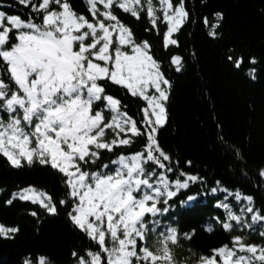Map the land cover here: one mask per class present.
Segmentation results:
<instances>
[{"label":"snow or ice","instance_id":"6c2138e0","mask_svg":"<svg viewBox=\"0 0 264 264\" xmlns=\"http://www.w3.org/2000/svg\"><path fill=\"white\" fill-rule=\"evenodd\" d=\"M14 2L15 7L0 0V154L16 169L36 162L50 166L63 193L57 201L54 194L28 184L6 203L28 201L53 216L63 207L73 229L90 245L83 253L71 251L72 264H264V207L221 181L210 189L218 215L204 230L219 228L229 242L206 254L188 249L190 257L177 258L176 249L182 240L191 241L194 230L181 234L173 227L168 222L172 209H194L200 192H187L207 180L182 170L179 158L173 162L160 144L172 84L152 43L138 39L120 14L146 17V32L159 34L163 28L162 44L168 49L178 46L173 36L190 19L186 0H86L84 13L70 0ZM213 15L223 19L220 12ZM217 27L213 23L208 34L216 37ZM247 59V74L255 80L259 61ZM226 60L239 69L245 57L229 49ZM182 64L180 55L170 57L177 72ZM115 88L145 106L130 114ZM137 143L140 148L129 151ZM232 151L239 158V149ZM258 177L264 180V167ZM180 196L186 199L176 205ZM29 214L39 219V211ZM257 229L261 243L248 242ZM19 231L0 225L5 239ZM22 264L55 262L30 253Z\"/></svg>","mask_w":264,"mask_h":264},{"label":"trees","instance_id":"16d2710c","mask_svg":"<svg viewBox=\"0 0 264 264\" xmlns=\"http://www.w3.org/2000/svg\"><path fill=\"white\" fill-rule=\"evenodd\" d=\"M5 2L16 6L14 0ZM70 3L78 13L86 12V0ZM186 5L190 19L173 36L178 46L168 49L162 44L163 28L159 34L155 29L146 32L150 28L146 17L137 20L130 14H120L138 39L152 43L162 71L172 84L166 104L167 122L158 131L160 144L171 154L173 162L179 158L182 170L207 180L203 187L196 183L190 186L191 192L184 190L188 195L200 192L194 209L185 211L187 205H180L185 196H180L176 200L180 206L172 209L168 222L173 227L181 234L194 230L191 241L182 240V248L176 249L178 259L190 257L188 249L206 254L230 240L219 228L212 232L204 230L218 215L214 210L217 201L210 191L216 181L253 196L255 206L264 207V180L258 177L259 169L264 167V0H186ZM216 12L223 14L222 20L213 15ZM213 23H218L216 37L208 34ZM229 49L245 57L239 69L226 60ZM172 55L183 58L179 72L170 65ZM250 56L259 61L255 80L247 74ZM112 91L117 92L134 116L146 104L126 90ZM139 148L137 143L129 151ZM232 149H239V158ZM189 160L190 167L186 164ZM28 184L54 194L57 201L62 197L60 178L50 166L36 162L16 169L0 154V225L20 229L13 238L0 237V264H22L30 253L50 256L55 264H72L71 251L83 253L90 245L83 234L73 229L63 207L53 216L28 201L6 203L18 187ZM204 188L209 189L207 194ZM32 210L39 211V219L29 214ZM258 232L259 229L247 236L248 242L261 243Z\"/></svg>","mask_w":264,"mask_h":264}]
</instances>
